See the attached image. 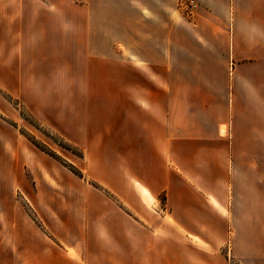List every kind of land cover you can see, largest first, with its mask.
Listing matches in <instances>:
<instances>
[{
	"label": "crops",
	"instance_id": "1",
	"mask_svg": "<svg viewBox=\"0 0 264 264\" xmlns=\"http://www.w3.org/2000/svg\"><path fill=\"white\" fill-rule=\"evenodd\" d=\"M31 1L0 0L7 41L19 40L12 28L23 24ZM181 9L193 16L156 19L158 61L151 68L142 67V33L136 35L139 51L126 42L117 51L110 44L107 54L100 45L77 46L91 58L140 59L134 65L139 81L126 86L138 90L126 97L133 107L120 131L128 136L111 151L114 163L97 157L114 170L102 185L124 203H136L140 225L116 221L124 214L104 194L91 199L96 223L80 233L93 235L96 264H264V0H86L82 11L89 17L82 22L111 26L121 18L116 13L139 11L142 26V11ZM102 11L107 16L96 17ZM84 31L93 42L92 29ZM143 190L153 198L165 193L162 213L151 215ZM36 233V250L29 252L25 241L27 259L13 252L11 264H82L79 245H73V259L65 243ZM114 234L122 244L112 241Z\"/></svg>",
	"mask_w": 264,
	"mask_h": 264
},
{
	"label": "rangeland",
	"instance_id": "2",
	"mask_svg": "<svg viewBox=\"0 0 264 264\" xmlns=\"http://www.w3.org/2000/svg\"><path fill=\"white\" fill-rule=\"evenodd\" d=\"M85 1H31L23 24L12 28L18 41H7L0 27V264H11L13 252L27 259L25 241L30 243L29 252L37 248L36 232L51 242L65 243L73 259V245H79L82 264H96L92 249L98 245L93 235L80 233V228L96 223L90 206L98 193L114 200L113 209L124 214L116 221L140 225L133 212L136 203H124L102 185L114 170H107L105 162L97 159L114 163L117 157L111 151L122 147V138L128 136L120 131L122 116L133 107L126 97L138 96V90L126 86L139 81L134 65L139 66L140 59L117 54L91 58L85 52L80 55L77 46L100 45L107 54L110 44L117 51L126 42L139 51L136 35L142 33V67L151 68L158 61L156 19H186L194 11H142V26L139 11H121L114 15L121 17L114 25L85 27L82 21L89 17L82 11ZM104 16L103 11L96 15ZM87 28L92 29L93 42L87 41ZM175 61L185 64L181 58ZM163 64H170L169 59L164 58ZM212 66L217 73V57L212 58ZM143 193L149 209L165 210L164 192L154 198L146 190ZM111 239L122 244L121 235ZM229 251L228 261L234 263Z\"/></svg>",
	"mask_w": 264,
	"mask_h": 264
},
{
	"label": "built area",
	"instance_id": "3",
	"mask_svg": "<svg viewBox=\"0 0 264 264\" xmlns=\"http://www.w3.org/2000/svg\"><path fill=\"white\" fill-rule=\"evenodd\" d=\"M74 1H76V2H81V1H83V0H74Z\"/></svg>",
	"mask_w": 264,
	"mask_h": 264
}]
</instances>
